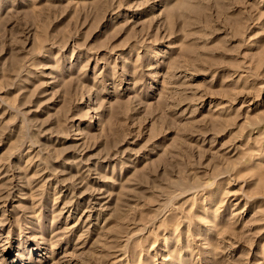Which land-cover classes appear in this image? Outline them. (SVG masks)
Listing matches in <instances>:
<instances>
[{"label": "rangeland", "instance_id": "374dc122", "mask_svg": "<svg viewBox=\"0 0 264 264\" xmlns=\"http://www.w3.org/2000/svg\"><path fill=\"white\" fill-rule=\"evenodd\" d=\"M0 264H264V0H0Z\"/></svg>", "mask_w": 264, "mask_h": 264}]
</instances>
